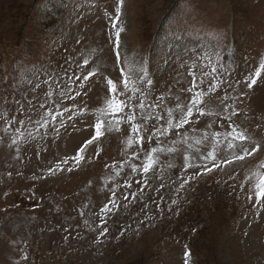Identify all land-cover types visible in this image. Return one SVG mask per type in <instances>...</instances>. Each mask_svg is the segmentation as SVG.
I'll return each mask as SVG.
<instances>
[{
	"label": "rangeland",
	"instance_id": "obj_1",
	"mask_svg": "<svg viewBox=\"0 0 264 264\" xmlns=\"http://www.w3.org/2000/svg\"><path fill=\"white\" fill-rule=\"evenodd\" d=\"M262 62L264 0H0V264H264V200L252 191L264 174ZM193 71L209 73L198 90L200 107L213 114L194 110V125L156 133L169 110L175 123L191 105ZM65 72L81 76L71 85L75 99H52L74 115L37 135L28 118H38L49 80L64 89ZM125 77L127 94L145 105L135 121L143 145L126 108L119 124L105 117L104 136L76 164L71 158L112 98L107 81L122 90ZM217 80L224 83L213 92ZM231 113L239 115L229 120ZM229 124L249 137L235 141L237 153L241 143L260 150L225 166ZM213 150L220 167L205 172ZM149 155L156 163L145 174ZM57 164L64 170L51 175ZM112 199L119 208L106 215Z\"/></svg>",
	"mask_w": 264,
	"mask_h": 264
},
{
	"label": "snow or ice",
	"instance_id": "obj_2",
	"mask_svg": "<svg viewBox=\"0 0 264 264\" xmlns=\"http://www.w3.org/2000/svg\"><path fill=\"white\" fill-rule=\"evenodd\" d=\"M120 5H123V0H120ZM117 12H119V7L117 8ZM120 23L119 20V16L114 18V24L113 27H116V25H118ZM123 28H119L116 31V45L117 47H119L120 44V33L123 31ZM89 63V61L87 59L84 60V64L87 65ZM261 69L264 70V62L261 63L260 65ZM218 71L217 68L212 67L211 68V73L215 74ZM97 74L96 71H92L89 72L87 75L83 76V80L87 81L89 80L90 77H93ZM192 75V84L191 87H189L187 89L188 92L193 93L192 96V100H191V105L187 108V111L183 112V115L181 116V118L176 121L175 123H173V117H172V111L169 110L168 112V120H167V127L164 128L163 130H161L160 128H156L155 131L156 133H159L160 135H167L169 134L173 129H181L184 128L185 125H189V124H193L195 123V121H193L191 118L194 115V110L195 113H198L200 116H205V115H212L213 113H206L201 107L200 105L205 103V92L203 90H198L200 89V85L204 83L203 80V76L209 75V73L207 72H203V74L201 76H197L196 72L193 71L190 73ZM260 72L258 71L256 73V76H260ZM64 79H65V85H64V89H62L59 92H56L53 88V85H55L57 88L60 87V82L59 80H49L48 83V91L46 92V99L43 103H40L38 106V110L36 112V115L38 116L37 119L32 120V117L29 116L28 120L30 123L35 125V134H39L40 131L46 130L54 125H56L57 122V118L58 117H62L64 116L65 113L69 114V118H71L74 113H73V109L71 107H64L62 109L58 108L56 106V100H53V96L55 95V97L58 100H62V99H69V100H74L75 97L71 95V91H72V87L71 85L76 83L77 81L81 80V76H77V75H69L67 72H65L64 74ZM199 81V83H198ZM108 85L110 86L109 90L112 94V98L109 99L108 101H106V107L99 109L98 111L101 113V116L97 118L96 123L94 124V134L87 139L83 145L77 150V153L75 156H73L71 159L76 163L79 164L83 161L84 156L83 153H85L86 149L90 146L93 145L94 142H98L105 134V117L107 116H112L114 119V122L116 124H119L121 121L119 119H116L117 115L120 113H123L125 111L126 108L129 109V112L127 114V120L128 122L131 124V131L133 133L136 134L137 136V142L142 146L144 143V136L141 133V125L135 123L137 116H136V112H137V108L139 109H144L145 105L143 103H140L139 105H137L136 103L133 102L131 95H128L126 90L129 87L130 84V80L128 77H125L123 79V89H118L117 85L114 81L112 80H108L107 81ZM224 81L222 80H217L215 85L210 84L209 87L212 88V91L215 92L218 88H220L223 85ZM256 84V80L255 79H251L248 83V87H252L253 85ZM81 95V93L79 91L76 92V96ZM121 95H125L127 98L126 99H120L119 97ZM178 99V98H177ZM209 99H211V97H209ZM49 101H51V105H49ZM19 103V102H17ZM159 106V105H158ZM178 109H182L181 105H177ZM20 111H23V108H20ZM87 109L86 108H79L77 109V113L75 114H79L82 112H86ZM233 115H239V113H231L229 114L228 119L231 120ZM151 116H145L144 119L148 120L151 119ZM163 117H156V119H162ZM19 124L21 126H23L24 121L21 120L19 121ZM59 125L61 127L64 126V121L60 120L59 121ZM211 125H209L210 127ZM155 127V125L153 126ZM229 127L231 129V131L227 134L228 136L231 137V140L228 141L227 147L229 149L232 150L231 153V158L227 159L225 161V166L227 164H231L235 161H243L246 157H250L252 156L256 151L260 150V145L258 143L252 142L251 144H243L241 143L239 145L240 151L239 153H237L235 150L238 147V145L235 143V141H248L249 137L245 134L244 130L239 129L238 126L234 125V124H229ZM119 130V129H117ZM145 131H147V129H145ZM33 133H29V135H32ZM150 134L148 136V140L150 141L152 139V135ZM221 136V133L217 132L215 133V138H216V143H219V137ZM205 139H207V134H205ZM132 141L129 140V144H131ZM197 143H200V141L198 140ZM162 149H157V148H153L151 150L152 153H155L157 151H161ZM97 155H99V153H97ZM203 159L205 160H211L212 161V167H208L207 164L204 165V171L205 172H212L214 169L219 168L220 164L216 163L217 161V154L216 151L213 150L212 152H209L206 156L203 157ZM68 160L65 159L63 161V163H67ZM155 159L152 155H149L144 164H143V173L147 174L149 173L153 167L155 166ZM199 167L197 165H189V167ZM64 169L60 167V164H57L55 166V168H51L49 169V173L51 175H55L57 171H63ZM72 169L69 168L68 171H71ZM132 170L136 171V166L132 165ZM137 183H140V181H137ZM185 183H187V181H185ZM128 188H131V183H128L126 185ZM181 187H183V185H181ZM252 191L255 194L256 197V201L257 203H259L261 200H264V174H258L257 178H256V183L252 189ZM113 196H115V193H113ZM253 197L252 195L248 196V199L251 200ZM124 199L127 200L128 196L125 195ZM109 203L112 205V207H109L108 204H106L104 206V208L102 209V211L107 215L109 213L113 212V209L119 208V205L116 204L115 199H112L109 201ZM175 203V201L173 202ZM125 207H127V205H125ZM104 223H107V220L104 221ZM102 227V232L101 235H106L108 229L104 228L103 225ZM121 235H123V233H121ZM191 253H186V256H190ZM187 264V261H186Z\"/></svg>",
	"mask_w": 264,
	"mask_h": 264
}]
</instances>
